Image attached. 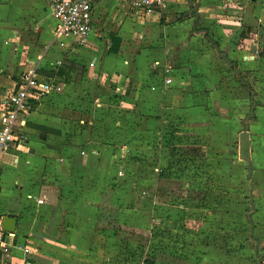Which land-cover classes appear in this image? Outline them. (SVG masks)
Segmentation results:
<instances>
[{
    "label": "crops",
    "instance_id": "crops-1",
    "mask_svg": "<svg viewBox=\"0 0 264 264\" xmlns=\"http://www.w3.org/2000/svg\"><path fill=\"white\" fill-rule=\"evenodd\" d=\"M193 3L197 9L185 15L193 9L190 0H164L162 9L150 13L135 11L128 0H95L94 27L86 43L74 47L69 40L67 47H62L53 38L56 21L48 0H0V112L2 99L14 87L19 74L29 69L62 87L32 103V111L24 116L19 129L24 142L0 155V217L16 219L15 231H5L6 247L0 249V264H23L25 260L34 264H123L113 254L117 239L109 235V226L104 230L95 227L92 218L99 210L101 194L94 188L88 194V208H48L45 203L36 206L37 200L45 198L49 183L62 189L76 174L79 181L88 182L90 172L99 168L97 165L106 157L102 153L108 152L107 147L115 148L110 153L112 160L123 154L139 156L131 151L128 138L124 142L98 143L96 139H80L85 126L71 130V134L63 130L60 108L54 104L73 83L43 73L66 61L72 65V78L78 66L76 59L83 62L85 76L94 81V105L126 109L130 114L126 131L130 129L131 133L134 129L130 126L150 113L155 97L160 101L154 109L167 115L176 112L177 120H187L189 112L201 115L203 109L210 108L212 115L206 119L213 129L214 120L230 125L235 101L243 105L245 112L247 103L248 157L243 161L248 162L247 174L250 173L249 180L254 179L260 208L256 213L260 220L256 232L260 235L253 236L254 229L250 227L249 237L254 239L255 248H264V154L258 155L256 141L259 137L264 143V0ZM197 28L206 29L208 38L217 44L213 45ZM113 36L120 40L116 52L110 51ZM219 53L235 62L239 74ZM150 60H166L165 77H145L144 69ZM167 78L171 82L165 85ZM142 92L151 101L145 100ZM168 118L176 119L172 115ZM121 124L119 119L115 121L117 127ZM221 127L224 128L219 124L218 130ZM121 129L124 128L115 127L117 131ZM96 143L92 149L90 145ZM150 195L143 193L140 199ZM35 210L39 215L33 219ZM24 247L32 252L25 254Z\"/></svg>",
    "mask_w": 264,
    "mask_h": 264
},
{
    "label": "rangeland",
    "instance_id": "rangeland-1",
    "mask_svg": "<svg viewBox=\"0 0 264 264\" xmlns=\"http://www.w3.org/2000/svg\"><path fill=\"white\" fill-rule=\"evenodd\" d=\"M82 63L76 59L77 70L69 80L73 86L54 104L60 108L63 130L71 134V130L85 126L80 139H96L98 143L124 142L128 138L131 151L139 156L133 159L123 154L112 160L110 153L115 148L107 147L108 152L102 153L106 157L97 165L99 168L90 172L88 182L79 181L76 174L62 189L49 183L45 198L37 200L36 206L45 203L48 208H88V194L94 188L101 194L99 210L92 218L95 227L104 230L109 226V235L117 239L113 254L123 264H264V248H255L254 239L249 237L250 227L254 229L253 236L260 235L256 232L260 208L255 183L247 179L248 162L238 156L239 140L246 131L247 103L245 112L243 105L235 101L230 125L214 120L213 129L206 119L212 115L210 108L203 109L201 115L189 112L187 120H177L175 112L169 115L176 119L170 120L167 113L154 109L160 101L155 97L150 113L130 126L134 129L131 133L130 129L126 131L130 115L126 109L94 105L96 87L85 76ZM166 68V60H150L144 69L145 77H165ZM142 94L151 101L145 92ZM118 119L122 123L119 127L115 125ZM219 124L224 128L218 130ZM115 127L124 129L117 131ZM256 141L257 153L263 155V138ZM90 147L95 149L97 143ZM108 192L110 199L103 201ZM146 192L151 193L150 197L140 199ZM102 205L115 209L114 220H107L113 215H100ZM32 215L34 219L39 212L35 210Z\"/></svg>",
    "mask_w": 264,
    "mask_h": 264
},
{
    "label": "built area",
    "instance_id": "built-area-1",
    "mask_svg": "<svg viewBox=\"0 0 264 264\" xmlns=\"http://www.w3.org/2000/svg\"><path fill=\"white\" fill-rule=\"evenodd\" d=\"M95 0H48L49 10L56 21L53 38L60 46L67 47L71 41L74 47L84 45L93 31V3ZM137 12L150 13L162 9L164 0H128ZM93 65V63H90ZM167 84L171 79L165 80ZM62 90L61 85L40 78L35 70L29 69L19 74L16 84L2 99L0 112V155L11 147L24 142L25 137L19 134L24 122V116L32 111V103L39 101L49 94ZM6 232L1 227L0 217V249L6 247ZM20 248V247H19ZM25 254L32 250L22 248ZM23 264H34L25 260Z\"/></svg>",
    "mask_w": 264,
    "mask_h": 264
},
{
    "label": "trees",
    "instance_id": "trees-1",
    "mask_svg": "<svg viewBox=\"0 0 264 264\" xmlns=\"http://www.w3.org/2000/svg\"><path fill=\"white\" fill-rule=\"evenodd\" d=\"M184 14L182 13L180 17H182ZM196 24V21L194 22ZM198 32L202 33L203 36L205 38H208V33H207V30L204 29V28H197L196 29ZM209 41L213 44V45H216L217 43H215L214 41H212L210 38H208ZM120 40L116 37H111V47H110V51L111 52H116L117 51V47H118V44H119ZM75 65L73 64V67ZM72 70V65H69L66 63V61H62L60 65H58L55 69H53L52 71H48V72H44L43 75L47 76V77H55L57 79L59 78H62L65 82H68L70 80V71ZM131 157V156H129ZM132 158V157H131ZM135 159H137L136 157H134ZM133 158V159H134ZM247 178L248 179H251V176H250V173L247 174ZM179 185H180V182H179ZM106 197H108L110 199V193L108 192L106 195L103 196V201H105ZM101 211H100V215H104L105 217L106 216H111L113 215V218H108L107 220L108 221H111V220H114V215L116 214H113L112 210L114 211L115 209L113 208H109L108 205H102L100 207ZM108 226V225H107Z\"/></svg>",
    "mask_w": 264,
    "mask_h": 264
},
{
    "label": "water",
    "instance_id": "water-1",
    "mask_svg": "<svg viewBox=\"0 0 264 264\" xmlns=\"http://www.w3.org/2000/svg\"><path fill=\"white\" fill-rule=\"evenodd\" d=\"M190 4L193 5V9H191L185 15H191L193 13V11H195L197 9L195 4L193 3V0H190ZM216 51H219V49L216 48ZM219 54L226 61V63L230 67H232L237 74H239V71L237 70L235 62H231L230 59H228V57L226 56L225 53H219ZM240 82H241L242 85H246L247 86V83H245L242 79H240ZM244 125H245V129L247 130L246 120L244 121ZM243 133L244 134L241 135L240 140H239V159L247 160V157H248L247 156L248 136H247V132L246 131L243 132ZM15 223H16V219L14 217H12V216H4V217H2V220H1V227H2V229L4 231L13 232V231H15Z\"/></svg>",
    "mask_w": 264,
    "mask_h": 264
}]
</instances>
